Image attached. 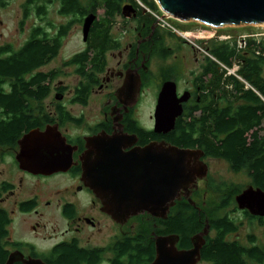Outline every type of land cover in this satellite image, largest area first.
I'll use <instances>...</instances> for the list:
<instances>
[{
    "label": "trees",
    "instance_id": "obj_1",
    "mask_svg": "<svg viewBox=\"0 0 264 264\" xmlns=\"http://www.w3.org/2000/svg\"><path fill=\"white\" fill-rule=\"evenodd\" d=\"M56 1L59 5L58 14L71 18L56 27L53 35L48 33L49 30L44 25H36L32 27L29 40L19 49H14L11 44L0 46V146L15 145L22 133L35 126H46L66 119L79 122V119L69 117V113L58 101L50 111L42 105L50 94V82L58 76V72L40 71V68L58 54L62 37L67 34L72 23H82L83 17L91 12L96 14L99 8L103 9V21H94L86 48L71 55L65 62L66 65H73L76 74L82 78L75 88L72 102L86 105L98 66L104 65L106 49L119 46V42H114L111 36V28L116 16L121 15L122 7L130 3L150 12L160 11L153 0H140L144 6L138 5L135 0ZM49 3L52 0H26L22 8L26 10L25 7H28L42 20L46 18V6ZM26 15L25 11L23 18ZM146 16L149 23L145 33L150 34L155 18L149 12H146ZM46 25L53 27L48 21ZM153 39L162 44L156 32ZM207 49L210 56L200 75L202 94L199 101L186 105L182 116L176 119L174 129L159 136L178 147H198L207 157L226 161L235 173L244 170L250 177V184L264 190V45L251 39L241 50L235 40H225L212 41ZM169 52L170 48L155 47L151 50L152 54L158 53L161 56L168 55ZM234 64L238 65L236 72L227 74V70L234 67ZM124 130L137 132L139 136L147 133L134 120ZM148 134L150 138H159L153 131ZM209 189L225 193L216 209L235 205L233 198L243 190L212 179ZM186 206L188 203L178 202L173 221L172 231L179 235L181 247H188L191 235L202 230L205 220H208V225L214 228L215 236L206 239L207 243L202 249L204 259L213 264H264V247L256 243L253 235L248 236V246L225 239L226 233L239 228L231 217H219L215 213L199 216L194 209L186 210ZM243 212L249 220L263 222L264 217H254ZM5 221L4 214L0 212V239L6 235ZM133 243L135 244L132 246L128 242L123 245V254L128 256L126 264L151 262L153 243L144 246L141 238ZM57 249L59 257L54 258V264H97L103 259L96 255H85L74 246L59 245L55 250ZM4 257L5 254L0 249V261ZM115 264L125 263L118 259Z\"/></svg>",
    "mask_w": 264,
    "mask_h": 264
},
{
    "label": "flooded vegetation",
    "instance_id": "obj_2",
    "mask_svg": "<svg viewBox=\"0 0 264 264\" xmlns=\"http://www.w3.org/2000/svg\"><path fill=\"white\" fill-rule=\"evenodd\" d=\"M25 1L20 7L23 19L20 20V25H24V22L29 19L30 9L28 7H25L26 10L22 8ZM8 3L9 0H0V9L5 8ZM134 8L135 16H130L128 18L136 23L132 28L136 34V40L122 44L118 39H114V42H119V46L117 48L106 49L104 54V65L102 67L98 66V73L94 79L95 83H93L90 88L87 104L81 105L77 102H72V98L75 95V88L79 84L69 93L71 97L68 105L62 102L63 98L65 99L66 97L64 95L67 91L66 86L60 83L55 87L56 94L62 95L61 100L56 99L60 102L61 107L69 113V117L79 119L78 123L68 119L63 122H57V133H60L65 141L64 145L67 146L65 151H70L71 153L70 163L62 166V168L65 169L49 174L29 171L21 168L19 162L16 160L17 153L20 150L18 141L24 133L32 129L44 131L47 126H35L27 132L22 133V136L17 139L15 145L0 146V166H2V170L0 171V212L4 214L6 220V235L0 239V249L5 254V257L0 261V264H6L9 258L12 264H25V261L28 260H40L44 264H54V260L59 257L58 249L55 250L59 245L74 246L77 250H82L85 255L102 257L103 259L97 264H115L118 259L119 262L122 261L126 264L128 256L127 254H123L125 253V251H123V245L128 242L132 246L135 244L133 242L138 238L142 239L144 246L153 243L154 250L153 258L151 259L152 262L156 257L155 238L157 236L178 235L176 232L174 233L172 231L178 202L183 204L188 203L185 209H194L199 216H210L214 213L218 215L217 213H220L225 208L233 206V211L237 212V210H239L240 213L249 220L248 216L243 212L246 210H240L237 204H231L216 209V205H219V201L225 193H211L212 191L209 189V183L211 179L214 181L215 179L209 176L210 165L208 163L211 160L219 159L207 157L206 155L202 157V160L208 164L209 170L207 178L199 179L196 186L190 188L189 194H181L180 197L175 200L174 205L169 207L166 218L154 217L145 212L137 214V216L129 217L124 221H117L111 218V216L102 209L101 201L93 194L94 192L82 182L81 156H83L86 151L85 143L88 137L103 133V131L106 133L114 132L113 128L116 119L118 120L116 125L117 123H122V130H124L128 124H131L133 120L140 125L138 119L134 117V111L147 86L152 59H155V57L158 58L161 65L168 71L167 74L161 78L160 86L157 87V95L162 83L169 80L174 81L178 97L182 96L185 91L190 92V97L183 103L184 111L186 105L193 101H199L202 94L200 89L202 86L200 75L203 67L208 64L209 52L204 55L200 51H197L196 48L189 47L198 69L194 72H189L191 77L190 88L180 90V81L175 72L177 68L175 62L178 61V55L172 52L163 56L158 53H151V50L155 49V47L160 49H168L170 47H164L162 44H159L160 42L158 43V41L153 39L154 33L156 32L158 34L160 30L155 28V24L151 26L152 31L150 34L145 33L146 26L149 23V18L146 16L148 9L144 8L145 10H143L139 7ZM25 11L27 15L23 18ZM117 16L123 17L122 14ZM124 18L128 19L126 17ZM1 21L2 20H0V25L2 24ZM28 30L31 32L32 28ZM30 32H28L29 35L25 39V42L29 40ZM86 42H84L85 48L87 46ZM115 51L117 52V56L112 54ZM80 52L81 51H79V53ZM110 55H112V60L109 58ZM135 70L140 76L141 84L138 91L139 93L134 102H131L128 95L119 93V90L123 86L126 76L134 73ZM93 95L98 96L96 102L100 106L101 115L94 121L86 119L87 117L84 113L75 116L72 113V106L79 105V107H86ZM157 95L155 96V106ZM123 103L127 105V109H125ZM155 106L153 107L154 109ZM153 112L150 117L153 121L152 124L154 123ZM82 122L87 126H77L81 125ZM91 122L93 123L90 124ZM141 129L145 133L147 132L143 136H139L137 132L134 131L124 130L128 134H136L137 136L135 143L125 148L126 150H130L134 148V146L143 147L154 141H166L159 136L160 134H155L159 136L157 139L150 138L148 132L153 131L152 128L144 129L141 127ZM199 182H204L203 188L199 187ZM209 192L212 194V197L215 198L214 205H211L210 198L208 199ZM189 198L192 203L188 200ZM233 200L235 201V198H233ZM225 215L231 217L237 225V220H235L234 217L229 214ZM17 220H19L18 223ZM208 224V220H205V225ZM208 227V234L204 236L205 243L200 249L201 259L196 264H213L212 261L202 257V249L207 243L206 239H211L215 236L214 228L212 229L209 225ZM238 230L226 233L225 239L240 243L238 240L231 238ZM192 236L193 235H191V237ZM248 245H250L249 240ZM175 246L178 250H189L193 244L192 241H190L188 247H181L178 235ZM151 262L148 264H151ZM81 264L87 263L81 262Z\"/></svg>",
    "mask_w": 264,
    "mask_h": 264
},
{
    "label": "water",
    "instance_id": "obj_3",
    "mask_svg": "<svg viewBox=\"0 0 264 264\" xmlns=\"http://www.w3.org/2000/svg\"><path fill=\"white\" fill-rule=\"evenodd\" d=\"M163 12V17L177 20L196 21L202 25L217 28H238L242 26L264 27V0H154ZM123 17L135 16V8L128 3L122 7ZM91 12L82 21V40L88 35L96 18ZM141 79L138 72L128 74L119 93L127 94L134 102ZM190 92L177 96L176 84L169 80L162 83L153 112V132L166 135L174 129L176 119L182 116L183 103ZM57 100L62 95L55 96ZM125 109L127 105L123 103ZM113 114V113H112ZM112 133H103L86 139V151L81 156L82 182L101 201L102 209L111 218L124 221L140 213L166 218L170 206L181 194H189L199 179L208 175V164L200 148L178 147L164 140L151 142L146 146H132L136 134L122 130L117 123ZM44 131L32 129L20 138L16 160L23 169L42 173L63 170L70 163L71 153L60 133L58 124H47ZM68 153V154H67ZM192 203L191 199H188ZM240 210H246L255 217H264V190L249 184L235 196ZM208 225L191 237L193 246L189 250H178V235L155 238L156 257L151 264H196L201 259L200 249L208 234ZM9 258L6 264H12ZM25 264H44L40 260H28Z\"/></svg>",
    "mask_w": 264,
    "mask_h": 264
},
{
    "label": "rangeland",
    "instance_id": "obj_4",
    "mask_svg": "<svg viewBox=\"0 0 264 264\" xmlns=\"http://www.w3.org/2000/svg\"><path fill=\"white\" fill-rule=\"evenodd\" d=\"M25 0H9L8 5L5 8L0 9V46L4 44H11L14 49H19L21 45L25 43V39L28 37L30 28L36 25H44L50 33L53 35L61 24H65L71 18L70 16H62L58 14V2L52 0L47 7V15L45 19L40 20L33 10L29 12V19L24 22V25H20L22 20L21 9L22 3ZM138 5L144 6L140 0H135ZM154 1V0H153ZM159 8V6H158ZM160 10V9H159ZM150 15L155 18V28L160 29L158 35L162 41L164 47H170L171 52L178 55V61L175 62L176 75L180 81V90L189 89L191 86V77L189 72L196 71L198 69L195 64L189 47H194L197 51L206 55L208 53V46L212 45V41H225L235 40L238 48L243 50L248 43V40H254L261 42L264 45V27L261 26H242L238 28H217L213 29L210 26L202 25L196 21L184 22L177 20L173 17H163V12L156 11L150 12ZM97 18L100 22L103 21V9L99 8L97 11ZM50 22L53 27L47 26L46 22ZM136 23L132 19H125L122 16H116L113 26L111 28V36L115 40H119L122 44L133 42L136 40V34L132 29ZM23 26V27H22ZM154 26V25H153ZM22 27V28H21ZM82 23L75 22L71 24L70 29L67 31V35L63 37L60 43L61 47L58 54L53 57L47 64L40 68V71L57 70L58 76L50 82V94L42 102V105L47 111L52 110L57 102L55 96V87L61 83L66 86V97L63 98V103L68 105L73 88L76 87L82 80L75 72L74 66L66 65L65 62L71 55L82 51L85 48V44L82 40ZM28 33V34H27ZM259 50V49H257ZM112 54L117 56V52ZM112 60V55H110ZM238 69V65L234 64V67L227 70V74H234ZM148 75V83L144 89V93L139 100L138 105L135 107L134 117H136L140 123V126L144 129L152 128V119L150 118L155 106V96L157 95V87L160 84L161 78L167 74V70L161 65L158 58L151 60ZM264 76V69H263ZM98 96L93 95L92 99L86 107H79V105L72 106V113L75 116H79L80 113L86 115V119L94 121L100 113L99 104L96 102ZM91 122L90 124H92ZM76 126V125H69ZM87 126L82 122L81 125ZM210 170L209 176L213 177L217 183L226 182L233 186H238L245 189L250 184V177L244 170L233 172L226 161L211 160L209 163ZM2 166H0V171ZM1 178V177H0ZM204 182H199V187L203 188ZM212 191V190H211ZM211 193H214L213 191ZM208 193V199L211 205L215 204V198L212 194ZM11 203V201H10ZM218 216H224L229 214L237 220V226H240L238 232L231 236L232 239L238 240L241 244L248 246V236L253 235L256 238V243L264 247V219L262 223L257 220L249 221L240 213L239 210L233 211V206L225 208ZM140 220V219H139ZM19 220H17L18 223ZM206 264V263H202Z\"/></svg>",
    "mask_w": 264,
    "mask_h": 264
}]
</instances>
